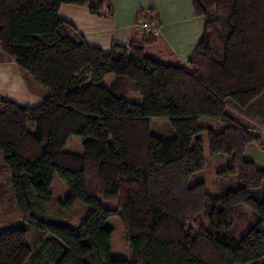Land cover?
<instances>
[{
    "label": "trees",
    "instance_id": "obj_1",
    "mask_svg": "<svg viewBox=\"0 0 264 264\" xmlns=\"http://www.w3.org/2000/svg\"><path fill=\"white\" fill-rule=\"evenodd\" d=\"M64 4L98 17L114 13L111 0H0L3 54L29 84L48 90L34 107L0 96V264H42L47 255L54 264L263 259L264 168L245 152H264V140L227 107L246 111L264 95V0H193L204 36L185 65L160 62L136 42L114 44L109 53L89 46L59 17ZM110 74L117 79L109 89L101 82ZM130 90L142 96L141 104L127 100ZM168 126V137L153 134L167 136ZM203 131L210 157H226L219 172L225 192L189 185L205 168L203 141L193 146ZM75 135L83 139L82 154L64 150ZM55 175L68 187L62 206L80 201L91 207L78 227L53 221L45 209ZM102 198L113 207H104ZM252 216L255 225L233 239ZM112 217L124 227L129 260L111 255ZM203 219L208 228L199 225ZM32 231L50 235L45 248L28 244Z\"/></svg>",
    "mask_w": 264,
    "mask_h": 264
},
{
    "label": "crops",
    "instance_id": "obj_2",
    "mask_svg": "<svg viewBox=\"0 0 264 264\" xmlns=\"http://www.w3.org/2000/svg\"><path fill=\"white\" fill-rule=\"evenodd\" d=\"M185 1L187 0H111L114 13L107 17L94 16L86 7L64 4L59 10V17L70 22L89 46L105 53H109L114 44L123 46L136 42L143 44L146 53L160 62H180L185 65L204 36V20L194 16L193 0L192 12L185 14ZM142 23L155 25L158 32L141 29ZM0 51L3 53L1 48ZM8 65L17 67L11 59L0 66V81L8 87L6 92L10 94L7 93L6 97L17 103L26 100L40 105V100L42 97L46 98L48 91L32 82L29 84L26 74L18 67L19 70H15L17 74L14 75L10 69L3 68ZM244 113L243 126L249 128L253 136L264 140V95ZM245 155L250 162L264 168L263 151L251 147L246 150Z\"/></svg>",
    "mask_w": 264,
    "mask_h": 264
},
{
    "label": "rangeland",
    "instance_id": "obj_3",
    "mask_svg": "<svg viewBox=\"0 0 264 264\" xmlns=\"http://www.w3.org/2000/svg\"><path fill=\"white\" fill-rule=\"evenodd\" d=\"M192 12V0H187L185 1V14L186 13H191ZM3 55V56H2ZM0 66L10 62V59L7 58L3 53L0 51ZM3 60V61H2ZM9 66V65H8ZM6 66L3 68H8L12 71L13 75L17 74V71L19 70L15 65L12 66ZM15 66V67H14ZM21 72V71H20ZM19 74V73H18ZM117 77L115 74H110L108 75L102 82L101 84L104 87L111 88L112 85L115 83ZM44 88V87H42ZM8 87H6L2 81H0V96H6L8 92ZM47 90V89H45ZM48 91V90H47ZM8 95H10L8 93ZM46 98L42 97L41 103L45 100ZM127 100L132 103H142L143 98L142 96L134 90H130L127 93ZM17 103V102H16ZM37 102L33 101H19V105L26 106V105H37ZM34 107V106H30ZM228 113L236 119L239 123L242 124V117H244V111H238L236 110L233 105L229 104L228 105ZM206 119L201 120V125L204 127L211 126L204 122ZM154 123L156 124H162L163 121L161 120H154ZM212 124L218 128L223 127V123L221 122H212ZM243 125V124H242ZM31 126H34L33 123L29 124V128ZM155 126H153L154 128ZM168 130L167 136H164L166 132H162V134H159V131L157 132L155 129H153V134L158 135L159 137H168L169 132H172L173 130L171 129L170 126ZM196 139H201L203 141L204 145V156H205V168L196 173L193 178L190 180L189 185L194 186L198 183H205L208 192L210 193H221L227 191L225 187H223L222 182L223 180L219 179V172L224 168V164L226 161V157H222L219 159H212L209 155V148H208V133L207 131H203L200 133L193 141V146L196 143ZM83 139L79 136H72L69 141L67 142V145L65 146L64 150L66 152H71V153H76V154H82L83 153ZM245 158L247 161H249V157L245 155ZM223 160V161H221ZM232 188H234L232 186ZM52 193H53V200L50 202H47L45 204V209L49 215V217L59 223H65L68 224L72 227H78L89 215L91 211V207L77 201L73 206L71 207H64L60 204V200L64 199L65 196L68 194V187L67 184L58 176L55 175L54 181H53V186H52ZM101 203L103 204L104 207L111 208L113 207V203L111 200L108 199H101ZM247 211L250 213V210L247 209ZM1 216V214H0ZM256 219L252 216L249 218L248 223H240L238 227L235 229L234 232L231 233V236L233 239H240L250 228L251 226L255 225ZM107 225L112 228L113 230V240H112V257L114 259H124V260H129L131 257V252L130 249H128L125 245V231L124 227L122 225V222L119 218L117 217H112L107 221ZM200 226H203L205 228L209 227V220L208 219H203L202 222L199 224ZM198 226H195L194 233L196 232V229ZM50 235L48 233H43V232H36L32 231L28 234V244L33 247V248H42V244L45 245V240L49 239ZM44 241V242H43ZM45 248V247H44ZM53 249L46 248L47 254H51ZM42 264H54L55 263V257L54 255H47L45 258L42 259ZM264 263V258L261 260H257L248 264H262Z\"/></svg>",
    "mask_w": 264,
    "mask_h": 264
},
{
    "label": "built area",
    "instance_id": "obj_4",
    "mask_svg": "<svg viewBox=\"0 0 264 264\" xmlns=\"http://www.w3.org/2000/svg\"><path fill=\"white\" fill-rule=\"evenodd\" d=\"M140 28L141 29H147V30H150V31H152V33H157L158 32V29H157V27L155 26V25H151V24H148V23H142L141 25H140Z\"/></svg>",
    "mask_w": 264,
    "mask_h": 264
}]
</instances>
